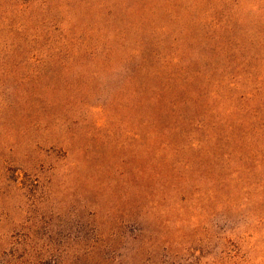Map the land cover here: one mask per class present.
<instances>
[{
	"label": "rangeland",
	"instance_id": "obj_1",
	"mask_svg": "<svg viewBox=\"0 0 264 264\" xmlns=\"http://www.w3.org/2000/svg\"><path fill=\"white\" fill-rule=\"evenodd\" d=\"M131 3L48 0L46 10L42 0H0V264H264V104L235 90L232 101L190 107L202 161L181 172L195 179L141 181L156 144L121 72L36 60L61 46L90 59L117 29L125 51L141 38L163 55L172 43L174 53L193 48L213 1L147 0L135 15ZM240 3L232 35L246 55L264 41V0ZM140 230L152 238L148 256L136 253Z\"/></svg>",
	"mask_w": 264,
	"mask_h": 264
},
{
	"label": "trees",
	"instance_id": "obj_2",
	"mask_svg": "<svg viewBox=\"0 0 264 264\" xmlns=\"http://www.w3.org/2000/svg\"><path fill=\"white\" fill-rule=\"evenodd\" d=\"M135 1L132 0L133 4L131 3L129 6H133V8L131 7L127 11L143 13L141 11L146 7L147 0ZM209 1H213V3L209 4L205 11H202V20L198 21L202 23V27L196 34H191L196 43L194 45L191 42L194 49L186 48L182 43L183 49L180 51V47L177 53H174L171 51L175 48L172 43L168 55L158 54L144 51L146 45L141 38L134 40V46L125 51L127 45L122 44L121 39L119 40V34L116 33L119 32L117 31L119 29H117L113 33L114 38L110 45L104 49L98 46L93 48V56L99 54L97 58L93 56L91 58L90 54V59H88L85 50L83 52L82 49L74 46L72 49L59 47L64 52L63 54L60 51L51 53L52 50H47L45 56L37 54L40 59L36 60L42 63L64 64L68 60L66 64L71 66L83 59L86 62L97 64L100 68L121 72L119 76L124 86L131 88V94L136 95L138 104L142 108L140 114L142 128L153 135L152 140H155L156 144H152L157 157L156 163H152L153 167L149 174L144 168L146 173L142 171L140 174L141 181L155 183L162 179L177 185L188 180L192 182L195 179L191 176L187 177L181 172H184V168L187 167L193 169L194 163L200 168L202 161L200 159L202 149L200 138L196 137L193 139L194 142L189 140L193 137L189 134V129L193 133L201 132V126H192V120L187 114L190 107V111L193 113V107L198 110L201 107L207 106L208 108L214 104L219 105L223 99L232 101L236 91L251 96L248 99L249 106L255 107L264 104V100L258 98L260 97L259 93L264 91V70L262 69L260 74L256 71L255 66V63L261 59L264 68V51H262L264 41L255 46L252 43L251 47H247L249 52L245 55V50L238 45L232 35L234 21L239 13L237 10L241 7L240 0ZM36 3L39 4L38 1ZM228 3L229 5L233 4L229 9H227ZM201 4L190 5L188 11H193L188 13L190 19L197 20L198 7ZM42 5L46 10L49 9L48 0H42ZM161 8L168 9L164 4L161 5ZM132 12L131 15H135ZM138 31H140L139 24ZM75 42L82 47L85 40L81 39L79 35L75 37ZM68 43L69 40L65 42V45ZM255 49L260 51L259 54L250 55ZM189 50H193L192 54L188 52ZM97 52L99 53L95 54ZM84 64L86 65V63ZM223 86L225 91H223ZM206 94L208 97H205ZM185 152H190L192 156L182 157ZM146 175H148V179ZM194 176L196 175L194 174ZM150 236L143 230L139 231L137 235L139 248L136 253L142 252L146 256L150 254L147 247L148 242L152 241ZM148 258L150 259L151 255ZM146 264H150V262L147 261Z\"/></svg>",
	"mask_w": 264,
	"mask_h": 264
}]
</instances>
